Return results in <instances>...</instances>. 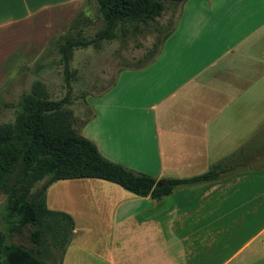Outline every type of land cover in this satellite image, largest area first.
Here are the masks:
<instances>
[{
  "label": "crops",
  "instance_id": "0c3cea01",
  "mask_svg": "<svg viewBox=\"0 0 264 264\" xmlns=\"http://www.w3.org/2000/svg\"><path fill=\"white\" fill-rule=\"evenodd\" d=\"M83 3L0 0V90L36 37L43 45ZM100 98L90 141L106 160L155 182L226 172L158 200L95 179L49 185L45 205L59 186L82 206L60 209L73 222L61 264L264 260V0L184 1L153 60Z\"/></svg>",
  "mask_w": 264,
  "mask_h": 264
},
{
  "label": "trees",
  "instance_id": "16d2710c",
  "mask_svg": "<svg viewBox=\"0 0 264 264\" xmlns=\"http://www.w3.org/2000/svg\"><path fill=\"white\" fill-rule=\"evenodd\" d=\"M184 1L84 0L86 6L93 3L100 27L86 38L83 32L88 21L82 10L56 39L52 46L59 56L57 63L62 67L66 94L59 100H50L43 86L33 82L29 91L19 96L12 120L0 124V195L4 198L0 264H61L72 237L73 222L69 215L45 205V191L55 182L102 180L134 196L158 200L179 186L214 181L226 172L214 165L201 175L166 179L156 187L153 178L103 158L91 141L77 133V120L68 108L69 60L74 49L98 48L100 43L114 40L124 42L152 28L160 36L155 37L141 60L129 66L142 68L153 60L174 28V21L168 20L162 30L157 20L166 10L174 14ZM14 238L25 240L27 246L14 242Z\"/></svg>",
  "mask_w": 264,
  "mask_h": 264
},
{
  "label": "rangeland",
  "instance_id": "374dc122",
  "mask_svg": "<svg viewBox=\"0 0 264 264\" xmlns=\"http://www.w3.org/2000/svg\"><path fill=\"white\" fill-rule=\"evenodd\" d=\"M82 10L86 21H88L83 32L86 38L92 37L94 32L100 27L101 23L96 20V11L93 3L86 6L84 2L71 20L63 26L54 25V31L50 32V36L47 39L45 37L46 40L43 45L38 44V41L42 43V40L36 37L35 49L22 58L20 57L18 64L7 73L8 76L4 82V88L0 90V124L12 120L15 104L19 96L28 92L33 82H39L43 86L46 96L50 100H59L64 97L66 86L62 67L57 63L59 56L52 45ZM177 11L178 8L172 14L171 10H166L157 20L162 30L166 28L168 20L174 21ZM37 26L38 32L43 31L42 24H37ZM157 36H160V33L149 28L144 30L142 34L129 36L124 42L118 40L102 42L98 48L88 47L72 51L69 60L71 78L68 81L70 88V105L68 108L77 120L75 126L80 136L89 141L94 140V104L101 103L100 97L111 87L120 72L144 57L146 52L151 49V45ZM39 47L41 48L40 50ZM5 104L7 105L6 107L4 106ZM260 159L258 162L255 161V164H264V156L260 157ZM40 185V183L37 184L34 189ZM58 187L47 192L46 207L49 210L62 212L61 208H68V210L70 208L72 213H76V210L82 209L79 202L71 198L70 195L73 192L66 191L68 189L60 190ZM3 202L4 198L0 195V231L3 228ZM63 213L65 212L63 211ZM81 234L77 233V237H80ZM13 240L16 243L21 242L27 246L25 240L18 241L17 238ZM258 264H264V260H261Z\"/></svg>",
  "mask_w": 264,
  "mask_h": 264
},
{
  "label": "water",
  "instance_id": "95a60500",
  "mask_svg": "<svg viewBox=\"0 0 264 264\" xmlns=\"http://www.w3.org/2000/svg\"><path fill=\"white\" fill-rule=\"evenodd\" d=\"M155 186H156V187H159V186H161V183H160V182H156V183H155Z\"/></svg>",
  "mask_w": 264,
  "mask_h": 264
}]
</instances>
